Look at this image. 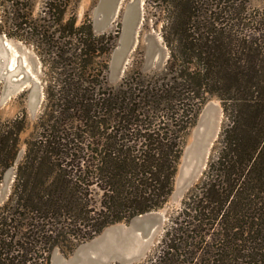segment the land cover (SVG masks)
Listing matches in <instances>:
<instances>
[{
    "label": "trees",
    "instance_id": "1",
    "mask_svg": "<svg viewBox=\"0 0 264 264\" xmlns=\"http://www.w3.org/2000/svg\"><path fill=\"white\" fill-rule=\"evenodd\" d=\"M74 1L44 0L40 17L25 14L37 50L48 44L47 105L0 206V264H50L55 249L71 253L161 208L211 97L226 120L217 148L145 264H264V3L163 0L166 67L109 87L116 37L67 17ZM24 128L21 118L0 124V174Z\"/></svg>",
    "mask_w": 264,
    "mask_h": 264
},
{
    "label": "rangeland",
    "instance_id": "2",
    "mask_svg": "<svg viewBox=\"0 0 264 264\" xmlns=\"http://www.w3.org/2000/svg\"><path fill=\"white\" fill-rule=\"evenodd\" d=\"M161 1L118 0L103 30L98 29V25L104 24L100 0L72 2L67 17H74L77 25L90 23L95 35L111 33L116 37L115 46L108 57L106 84L109 87H117L132 72L152 75L166 67L170 59V49L164 39L168 10ZM201 1H205L206 5L212 3L211 0ZM13 2L19 8L13 10L10 6ZM13 2L0 0V124L21 118L25 128L19 136L14 165L0 174V206L12 191L17 165L25 155L26 142L38 135L37 125L46 111L49 79L46 62H49L46 51L48 44H42L44 51L43 48L37 50L33 44L37 41L26 33L28 23L25 18L30 9L34 19L40 17L44 0ZM263 3L264 0H248L247 7L253 11L262 8ZM135 12L138 15L133 35L129 37L123 31L124 18L126 14ZM129 39L132 40L130 45ZM116 52L123 54L119 71L113 67L117 61ZM225 125L221 101L216 97L206 100L185 137L173 191L165 204L129 221L107 226L99 235L80 244L71 253L55 249L51 253L50 264H145L153 258L166 228L176 217L189 192L201 180ZM138 217L147 221L146 228L135 224ZM54 257L57 259L54 260Z\"/></svg>",
    "mask_w": 264,
    "mask_h": 264
},
{
    "label": "water",
    "instance_id": "3",
    "mask_svg": "<svg viewBox=\"0 0 264 264\" xmlns=\"http://www.w3.org/2000/svg\"><path fill=\"white\" fill-rule=\"evenodd\" d=\"M118 3V0H100V10L103 12L104 17V24L98 25V29L103 30L104 26L107 25L108 20H110L112 16V12L114 11L116 5ZM137 13H132V15L126 14L124 18V26L123 31L125 35H129V37H132L133 31H134V25L137 19ZM131 19V20H130ZM100 26V27H99ZM132 43V40L129 39L128 45ZM117 61L115 65H113L115 71H119L120 65L123 62V54H120L119 52H116L115 54ZM135 224L139 225L140 223L144 222L140 217L135 219ZM57 257H54V260H56Z\"/></svg>",
    "mask_w": 264,
    "mask_h": 264
},
{
    "label": "bare ground",
    "instance_id": "4",
    "mask_svg": "<svg viewBox=\"0 0 264 264\" xmlns=\"http://www.w3.org/2000/svg\"><path fill=\"white\" fill-rule=\"evenodd\" d=\"M138 226L146 228L148 226V223H147V221H145V222L140 223Z\"/></svg>",
    "mask_w": 264,
    "mask_h": 264
}]
</instances>
